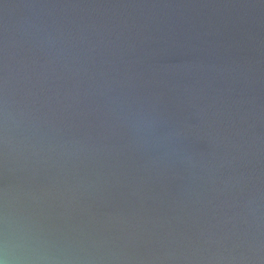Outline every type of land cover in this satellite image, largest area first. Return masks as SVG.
<instances>
[{"label": "water", "instance_id": "95a60500", "mask_svg": "<svg viewBox=\"0 0 264 264\" xmlns=\"http://www.w3.org/2000/svg\"><path fill=\"white\" fill-rule=\"evenodd\" d=\"M0 264H264V0H0Z\"/></svg>", "mask_w": 264, "mask_h": 264}]
</instances>
